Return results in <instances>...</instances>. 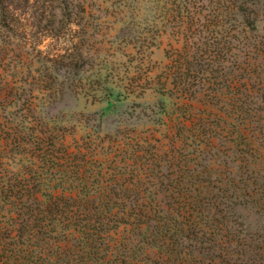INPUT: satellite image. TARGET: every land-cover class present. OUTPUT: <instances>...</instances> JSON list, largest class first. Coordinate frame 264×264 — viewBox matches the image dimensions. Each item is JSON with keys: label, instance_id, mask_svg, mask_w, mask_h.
<instances>
[{"label": "rangeland", "instance_id": "374dc122", "mask_svg": "<svg viewBox=\"0 0 264 264\" xmlns=\"http://www.w3.org/2000/svg\"><path fill=\"white\" fill-rule=\"evenodd\" d=\"M44 1H19L0 25V264H20L16 229L49 222L56 189L115 211L205 189L222 213L250 179L264 205V121L247 130L243 104L248 89L264 95V0ZM28 238L26 251L44 247L53 264L78 244Z\"/></svg>", "mask_w": 264, "mask_h": 264}, {"label": "trees", "instance_id": "16d2710c", "mask_svg": "<svg viewBox=\"0 0 264 264\" xmlns=\"http://www.w3.org/2000/svg\"><path fill=\"white\" fill-rule=\"evenodd\" d=\"M19 1L22 8H28L31 2L0 0V25L12 23L11 15L20 8ZM56 1L57 9H68L66 0ZM44 2L43 8L55 7L53 0ZM263 103L264 95L246 90L243 104L247 130L261 132L263 125L257 123L264 121ZM257 138L254 132L246 137L245 147L251 154L259 152L260 148L254 146ZM245 183L240 193L232 196L233 200L219 205L225 207L222 213L215 212L218 207L211 203L210 191L205 189L195 191L193 197L187 193L191 198L187 204L151 205L144 210L139 206L121 207L117 211L109 203L99 207L89 206L88 202L79 204L78 198L85 199L90 194L84 189L77 195L74 192L78 189L74 187L56 189L50 194L53 199L49 198L47 205L52 211L51 220H23L16 229L20 234V264H53L55 260L50 253L39 251L44 247H37L39 249L32 254L26 251L29 236L38 238L39 244L44 241L49 249H52L50 242L61 237L78 241L77 246L64 249L62 254L69 261L63 264H264V205L255 202L258 192L252 190L250 179ZM38 192L29 194L38 198ZM249 198L251 201L247 200ZM244 211L259 222L252 226L248 215H242ZM130 215L134 220L132 233H124L120 230L122 225L129 224L122 218ZM111 222L114 225H110ZM142 243L146 245L143 261L138 259L137 253ZM76 247L86 254L85 258L74 257L72 252Z\"/></svg>", "mask_w": 264, "mask_h": 264}]
</instances>
